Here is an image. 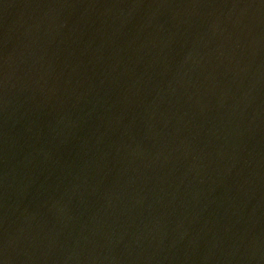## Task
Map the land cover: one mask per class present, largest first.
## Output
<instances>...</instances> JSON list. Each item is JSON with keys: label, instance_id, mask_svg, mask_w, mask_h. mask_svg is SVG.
I'll return each mask as SVG.
<instances>
[{"label": "water", "instance_id": "obj_1", "mask_svg": "<svg viewBox=\"0 0 264 264\" xmlns=\"http://www.w3.org/2000/svg\"><path fill=\"white\" fill-rule=\"evenodd\" d=\"M0 264H264V0H0Z\"/></svg>", "mask_w": 264, "mask_h": 264}]
</instances>
